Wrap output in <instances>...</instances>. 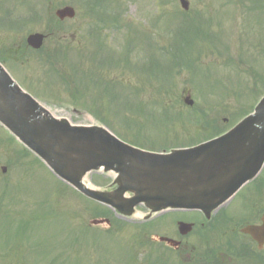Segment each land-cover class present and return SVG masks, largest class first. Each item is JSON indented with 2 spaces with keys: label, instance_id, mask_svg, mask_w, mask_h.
Listing matches in <instances>:
<instances>
[{
  "label": "rangeland",
  "instance_id": "rangeland-1",
  "mask_svg": "<svg viewBox=\"0 0 264 264\" xmlns=\"http://www.w3.org/2000/svg\"><path fill=\"white\" fill-rule=\"evenodd\" d=\"M188 1V14L212 19L207 25L211 39L198 40L195 47L194 31L182 28L186 21L172 16L185 13L178 0H76L74 19L59 24L51 14L25 26L20 17H26L27 11L14 9L13 13L11 0H0V11L8 16L0 22V59L8 68L14 66L11 74L28 92L38 94L40 103L74 125L100 124L80 110L87 107L124 141L155 151L162 146H187L226 129L264 91V13L242 15L248 7H259L261 0ZM52 2L65 5L72 0ZM89 6L106 20L112 15L121 19L116 24H98L86 13ZM95 26H100L95 37L102 39L104 47L97 51L96 38L88 33ZM167 28L171 35L164 34ZM36 33L49 36L38 52L26 43L28 36ZM126 44L132 46L131 54L125 51ZM67 60L77 63L71 62L83 79L75 82L72 76L67 77L65 70L71 75ZM174 63L181 68H175ZM50 68L56 70L55 83ZM97 69L93 75L98 76L97 87L101 86L98 92L88 83L90 72ZM188 94L194 101L192 108L184 104ZM194 116L198 117L195 121ZM127 122L130 130L124 129ZM94 176L86 181L93 185ZM95 207L23 154L0 131V264H158L154 256L164 254L166 261L176 264L175 254L155 242L156 234L175 235L176 221L184 216L142 225L138 211L139 216L130 221L113 215L110 228H93L90 222L99 219L100 212ZM104 212L106 216L108 212ZM194 235L188 248L195 238L197 246L190 255L205 249L201 232ZM74 239L78 241L73 243ZM3 245H7L6 252ZM157 247L161 251L156 255L150 250Z\"/></svg>",
  "mask_w": 264,
  "mask_h": 264
},
{
  "label": "water",
  "instance_id": "water-1",
  "mask_svg": "<svg viewBox=\"0 0 264 264\" xmlns=\"http://www.w3.org/2000/svg\"><path fill=\"white\" fill-rule=\"evenodd\" d=\"M180 1L188 10V2ZM57 16L61 20L72 19L75 13L66 8ZM43 41L42 35H33L28 44L38 50ZM187 104L193 103L188 99ZM43 113L29 96L10 84L0 68V121L60 177L92 200L112 206L125 216H130L140 203L154 210L167 207L215 210L255 177L264 163V101L255 116L228 137L171 156L136 151L102 129L73 128L66 121L53 120ZM231 156L238 157L237 164L231 162ZM221 164H227L229 169L215 175ZM204 166L208 174L203 172ZM100 168L119 175L117 191L93 192L81 185L87 172ZM164 172L168 174L166 180L159 175ZM199 184H203L205 191H196ZM210 191L212 194L207 195ZM126 193L135 197L125 199ZM103 224L104 221L92 222L97 226ZM188 231L190 227H181L183 234Z\"/></svg>",
  "mask_w": 264,
  "mask_h": 264
},
{
  "label": "flooded vegetation",
  "instance_id": "flooded-vegetation-1",
  "mask_svg": "<svg viewBox=\"0 0 264 264\" xmlns=\"http://www.w3.org/2000/svg\"><path fill=\"white\" fill-rule=\"evenodd\" d=\"M46 1L47 12L51 14L66 7ZM197 218L203 221L201 235L205 239V249L198 255H184L186 264H264V234H248V229L263 226L264 183L252 185L240 193L235 201L213 216L208 226L204 217Z\"/></svg>",
  "mask_w": 264,
  "mask_h": 264
},
{
  "label": "bare ground",
  "instance_id": "bare-ground-1",
  "mask_svg": "<svg viewBox=\"0 0 264 264\" xmlns=\"http://www.w3.org/2000/svg\"><path fill=\"white\" fill-rule=\"evenodd\" d=\"M54 115V114H53ZM57 117V116H56ZM232 157V156H231ZM238 158V157H237ZM237 158H235V157H232V159H231V162L233 161V163L234 164H237L238 163V159ZM231 162H230V164H231ZM200 165V164H199ZM229 169V166L227 165V164H221L218 168H217V171L218 172H215V175H217V173H221L222 171H226V170H228ZM203 172L205 173V174H208L209 173V171H208V169L204 166L203 167ZM160 175V177L163 179V180H166L167 179V177H168V174H167V172H164V173H160L159 174ZM229 181V180H228ZM199 182V181H198ZM201 183H203V182H201ZM203 184H199V186H198V188H197V190L196 191H205V189L203 188V186H202ZM209 193H210V195L212 194V192L210 191V192H208V194L207 195H209Z\"/></svg>",
  "mask_w": 264,
  "mask_h": 264
}]
</instances>
